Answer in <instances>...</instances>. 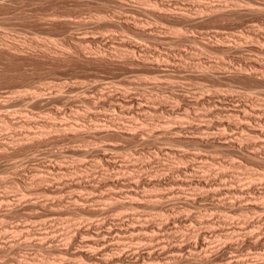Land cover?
<instances>
[{
    "label": "rangeland",
    "instance_id": "obj_1",
    "mask_svg": "<svg viewBox=\"0 0 264 264\" xmlns=\"http://www.w3.org/2000/svg\"><path fill=\"white\" fill-rule=\"evenodd\" d=\"M2 102L0 264H202L208 252L203 264H264V0H0ZM230 185L253 186L262 210L245 207L251 194L238 206ZM128 187L143 205L117 202ZM141 218L148 232L133 236ZM206 229L208 248L190 251Z\"/></svg>",
    "mask_w": 264,
    "mask_h": 264
},
{
    "label": "bare ground",
    "instance_id": "obj_2",
    "mask_svg": "<svg viewBox=\"0 0 264 264\" xmlns=\"http://www.w3.org/2000/svg\"><path fill=\"white\" fill-rule=\"evenodd\" d=\"M257 5H259V4H257ZM160 6H161V5H160ZM167 6H168V5H167ZM213 6H214V5H213ZM164 7H165V5H164ZM210 7H211V6H210ZM219 7H220V6H219ZM219 7H216V8L214 9V13L217 14V17H220V15L218 16V13L221 14V10H222V9H220ZM169 8H170V7H169ZM250 8H251V7H250ZM161 9H162V6H161ZM161 9H160V10H161ZM164 9H166V8H164ZM224 9H225V8H224ZM235 9H236V8H235ZM253 9H254V8H253ZM257 9L259 10V8H257ZM260 9H261V7H260ZM250 10H251V9H250ZM261 10H262V9H261ZM166 11H167V10H166ZM166 11H165V12H166ZM170 11H171V10H170ZM223 11H224V10H223ZM223 11H222V13H224ZM227 11H229V10H227ZM168 12H169V11H168ZM254 12H256V11H254ZM257 12H258V11H257ZM261 12H262V11H261ZM171 13H172V12H171ZM185 13H186V12H185ZM229 13H231V12L229 11ZM233 13H234V12H233ZM160 14H161V13H160ZM181 14H182V13H181ZM181 14H180V15H181ZM183 14H184V13H183ZM169 15H170V14H169ZM211 15H212V12H211ZM221 15H222V14H221ZM104 16H106V15H104ZM167 16H168V14H167ZM184 16H185V15H184ZM184 16H183V18H184ZM209 16H210V15H209ZM214 16H215V15H214ZM168 17H169V16H168ZM211 17H212V16H211ZM102 18H103V16H102ZM124 18H125V16H124ZM170 18H171V17H170ZM164 19H165V18H164ZM175 19H177V18H175ZM175 19L172 18V20H175ZM181 19H182V17H181ZM184 19H185V18H184ZM125 20H126V19H125ZM189 20L191 21V18H190ZM192 20H193V19H192ZM121 21H122V20H121ZM123 21H124V19H123ZM170 21H171V20H170ZM175 21H176V20H175ZM190 21H189V22H190ZM185 22H186V21H185ZM138 27H139V26H138ZM139 28H140V27H139ZM143 29H144V28H143ZM143 32H144V31H143ZM147 32H148V31H147ZM149 32H150V31H149ZM177 32H178V31H177ZM179 32H181V31L179 30ZM179 32H178V35H179ZM151 33H153V32L151 31ZM156 33H157V32H156ZM182 33H183V32H182ZM182 33H181V34H182ZM151 35H152V34H151ZM155 35H156V34H155ZM176 35H177V34H176ZM158 36H159V35H158ZM154 38H155V37H154ZM130 43H131V42H130ZM131 44H132V43H131ZM131 44H130V45H131ZM115 45H116V44H115ZM120 45H121V43H120ZM124 45H125V44H124ZM126 45H127V44H126ZM128 45H129V44H128ZM128 45H127V47H128ZM133 47H134V46H133ZM138 47H139V46H138ZM131 48H132V47H131ZM231 48H232V47H231ZM129 49H130V48H129ZM132 50H134V49H132ZM136 50H138V49H136ZM134 51H135V50H134ZM262 51H263V50H262ZM128 53H129V52H128ZM132 54H133V52H132ZM132 54H128V56H129V55H132ZM134 55H135V54H134ZM130 59H131V58H130ZM235 73H236V72H235ZM242 73H243V72H242ZM245 73H246V72H245ZM237 74H238V73H237ZM30 93H31V92H29V94H30ZM36 93H37V92H36ZM38 93H39V91H38ZM33 94H34V92H33ZM21 95H22V94H21ZM23 95H24V94H23ZM31 95H32V93H31ZM31 95H30V96H31ZM38 95H39V94H38ZM57 95H58V94H57ZM217 95H218V94H217ZM35 96H36V95H35ZM39 96H40V95H39ZM51 96H52V95H51ZM51 96H50V97H51ZM110 96H111V95H110ZM113 96H114V95H113ZM113 96H111V97H113ZM21 97H24V96H21ZM32 97H33V96H31V99H32ZM48 97H49V96H48ZM52 97H56V96L53 95ZM61 97H62V96H61ZM61 97H60V98H61ZM115 97H116V96H115ZM25 98H28V95H27V97L25 96ZM36 98H37V97H36ZM56 98H57V97H56ZM56 98H55V100H56ZM31 99L28 98L29 101H30ZM38 99H39V98H38ZM38 99H37V100H38ZM40 99H41V97H40ZM40 99H39V100H40ZM53 99H54V98H53ZM126 99H127V98H126ZM128 99H129V98H128ZM24 100H25V99H23V101H24ZM26 100H27V99H26ZM33 100H35V99L33 98ZM37 100H36V101H37ZM89 100H90V99H89ZM106 100H107V99H106ZM119 100H120V99H119ZM122 100H123V99H122ZM20 101H22V99H21ZM20 101H19V102H20ZM31 101H32V100H31ZM50 101H51V98H50ZM50 101H49V102H50ZM99 101H100V100H99ZM111 101H112V99H111ZM132 101H133V100H132ZM8 102H9V101H8ZM73 102H75V101H73ZM97 102H98V101H97ZM104 102L106 103L107 101H104ZM108 102H109V103H108ZM108 102H107L108 104H107V103H106V104H107L108 106H110L109 108H111V109L113 108L114 110H116V109L118 110L121 106H123V104H122L121 102H119V103H117V101H116V102H110V100H109ZM123 102H124V101H123ZM129 102H130V101H129ZM135 102H136V101H135ZM135 102H134V103H135ZM31 103H32V105L34 104L33 101H32ZM39 103H42L41 100H40ZM43 103H44V102H43ZM95 103H96V102H95ZM98 103H99V102H98ZM105 103H104V104H105ZM132 103H133V102H132ZM0 104H3V107H4V106H7V104H6V103L4 104L3 102L0 103ZM11 104H13V103H11ZM36 104H37V102H36ZM48 104H49V103H48ZM92 104H93V103H92ZM102 104H103V103H102ZM104 104H103V105H104ZM8 105H9V104H8ZM124 105H126V104L124 103ZM127 105H128V104H127ZM138 105H140V103H139ZM1 106H2V105H1ZM1 106H0V107H1ZM9 106H10V105H9ZM14 106H15V105H14ZM61 106H62V105H61ZM108 106H107V107H108ZM132 106H133V105H132ZM142 106H143V105H142ZM3 107H2V108H3ZM53 107H54V106H53ZM58 107H59V106H58ZM107 107H106V108H107ZM126 107H127V106H126ZM129 107H130V106H129ZM7 108H8V107H7ZM9 108H10V107H9ZM9 108H8V109H9ZM11 108H12V105H11ZM77 108H78V107H77ZM77 108H76V109H77ZM134 108H135V107H134ZM134 108H133V109H134ZM8 109H5V111L8 110ZM25 109H27V108H25ZM25 109H24V110H25ZM30 109H31V108H30ZM107 109H108V108H107ZM113 109H112V110H113ZM120 109H122V108H120ZM123 109H124V108H123ZM123 109L121 110L122 113L125 112ZM139 109H140V107H139ZM154 109H155V107H154ZM154 109H153V110H154ZM156 109H157V108H156ZM232 109H233V108H232ZM232 109H231V110H232ZM3 110H4V109H3ZM12 110H13V109H12ZM31 110H32V109H31ZM56 110H57V108H56ZM77 110H80V109H77ZM8 111H9V110H8ZM8 111H7V112H8ZM63 111H64V109H63ZM80 111H81V110H80ZM80 111H78V112H80ZM236 111H239V110L236 109ZM13 112H14V111H13ZM24 112H25V111H24ZM30 112H31V111H30ZM32 112H34V111H32ZM78 112H77L76 114H78ZM121 112H120V113H121ZM128 112H129V110H128ZM133 112H134V111H133ZM233 112H234V110H233ZM8 113H9V112H8ZM27 113H28V111H27ZM52 113H53V112H52ZM61 113H63V112H61ZM72 113H73V111H72ZM108 113H109V112H108ZM131 113H132V112H131ZM136 113H139V112H136ZM227 113H228V112H227ZM23 114H24V113H23ZM25 114H26V113H25ZM25 114H24V117H25ZM76 114H75V115H76ZM94 114H95V113H94ZM111 114H112V113H111ZM151 114H152V113H151ZM5 115H6V114H5ZM20 115H21V114H20ZM27 115H28V114H27ZM29 115H32V114L29 113ZM34 115H35V114H34ZM34 115H32V116H34ZM50 115H51V114H49V117H50ZM55 115H56V114H55ZM62 115H63V114H62ZM62 115H61V116H62ZM67 115H68V114H67ZM79 115H80V114H79ZM87 115H88V113H87ZM87 115H86V116H87ZM89 115H90V114H89ZM109 115H110V114H109ZM120 115H121V114H120ZM230 115H231V114H230ZM3 116H4V115H3ZM7 116H8V115H7ZM13 116H14V115H13ZM43 116H46V117H47L48 115H43ZM64 116H65V114H64ZM64 116H63V117H64ZM92 116H93V115H92ZM95 116H96V115H95ZM101 116H102V115H101ZM106 116H107V115H106ZM113 116H114V115H113ZM118 116H119V115H118ZM126 116H127V115H126ZM133 116H134V115H133ZM149 116H150V115H149ZM0 117H2V115H0ZM5 117H6V116H5ZM9 117H10V115H9ZM30 117H31V116H30ZM46 117H45V118H46ZM49 117H47V118H49ZM63 117H62V118H63ZM70 117H71V115L69 116V118H70ZM96 117H97V116H96ZM99 117H100V116H99ZM102 117H103V116H102ZM109 117H111V116H109ZM109 117H108V118H109ZM127 117H128V116H127ZM129 117H130V116H129ZM135 117H136V116H134V118H135ZM22 118H23V117H22ZM27 118H29V116H28ZM42 118H43V117H42ZM47 118H46V119H47ZM65 118H66V117H65ZM69 118H68L67 120H69ZM79 118H81V117H79ZM93 118H94V117H93ZM93 118H92V119H93ZM118 118H119V117H118ZM131 118H132V117H131ZM3 119H4V118H3ZM7 119H9V118L6 117L5 120H7ZM10 119H11V118H10ZM16 119H17V118H16ZM24 119H25L24 122H23V123H25L24 125H26V124H28V125L32 124V125H33V123H34V121H35V120H34V121L32 120L33 118H31V119H30V118H29V119L24 118ZM39 119H41V118H39ZM53 119H54V117H53ZM92 119H91V120H92ZM102 119H104V118H102ZM112 119H113V118H112ZM112 119H111V120H112ZM127 119H128V118H127ZM135 119H136V118H135ZM0 120H1V119H0ZM12 120H14V119H12ZM12 120H11V121H12ZM43 120H44V119H43ZM61 120H62V119H61ZM67 120H65V121H67ZM14 121H15V120H14ZM52 121H53V120H52ZM63 121H64V119H63ZM69 121H70V120H69ZM74 121H75V120H74ZM79 121H80V120H79ZM94 121H95V120H94ZM97 121H98V120H97ZM100 121H101V120H100ZM100 121H99V122H100ZM103 121H104V120H103ZM103 121H102L101 123H103ZM106 121H108V120H106ZM130 121H131V120H130ZM130 121H129V122H130ZM133 121H135V120H133ZM147 121H148V120H147ZM2 122H3V121H2ZM15 122H17V121H15ZM44 122H45V120H44ZM46 122H48V121L46 120ZM108 122H110V120H109ZM112 122H114V121H112ZM149 122H150V120H149ZM7 123H8V121H7ZM7 123H6V124H7ZM11 123H13V121H12ZM35 123H36V121H35ZM40 123H41V122H40ZM53 123H54V122H53ZM73 123H74V122H73ZM77 123H78V122H77ZM77 123H76V124H77ZM91 123H92V122H91ZM94 123L96 124V123H98V122H94ZM101 123H99V124L101 125ZM104 123H105V122H104ZM167 123H168V122H167ZM167 123H166V124H167ZM8 124H9V123H8ZM54 124H55V123H54ZM54 124H53V125H54ZM58 124H59V123H58ZM58 124H57V125H58ZM63 124H64V123H63ZM63 124H62V125H63ZM67 124H69V123H67ZM67 124H66V125H67ZM106 124H108V123H106ZM106 124H105V125H106ZM153 124H154V123H153ZM163 124H164V122H163ZM166 124H165V125H166ZM2 125H5V124H1V126H2ZM13 125H14V124H13ZM15 125H16V124H15ZM15 125H14V126H15ZM21 125H22V124H21ZM24 125H22V126H24ZM45 125L50 126V125H52V124H47V123H45ZM60 125H61V124H60ZM69 125H71V124H69ZM80 125H81V124H80ZM97 125H98V124H97ZM132 125H133V124H132ZM145 125H146V124H145ZM149 125H150V124H149ZM5 126H6V125H5ZM7 126H8V125H7ZM10 126H11V124H10ZM42 126L44 127V125H42ZM55 126H56V125H55ZM55 126H54V127H55ZM63 126H64V125H63ZM63 126H61V127L63 128ZM75 126H76V125H75ZM101 126H102V125H101ZM103 126H104V124H103ZM163 126H164V125H163ZM163 126H162V127H163ZM31 127H32V126H31ZM37 127H39V126L37 125ZM58 127H59V126H58ZM61 127H60V128H61ZM65 127H66V126H65ZM3 128H4V127H3ZM26 128H27V127H26ZM29 128H30V127H28L27 129H29ZM56 128H57V127H56ZM68 128H71V127L69 126ZM75 128H77V127H75ZM27 129H25V130H27ZM30 129H31V128H30ZM41 129H42V128H41ZM51 129H52V128H51ZM63 129H64V128H63ZM71 129H73V128H71ZM77 129H78V128H77ZM77 129H76V130H77ZM31 130H32V129H31ZM39 130H40V129H39ZM39 130H37V131H39ZM42 130L44 131V128H43ZM42 130H41V131H42ZM53 130H55V129H53ZM56 130H57V129H56ZM179 130H180V129H179ZM179 130H177V131H179ZM34 131H35V130H34ZM46 131H47V130H46ZM172 131H173V130H172ZM174 131H175V129H174ZM77 132H78V131H77ZM135 132H136V131H135ZM165 132H166V131H165ZM20 133H21V132H20ZM29 133H30V131H29ZM43 133H44V132H43ZM78 133H79V132H78ZM131 133H132V132H131ZM155 133H156V132H155ZM155 133L152 134V135H155ZM166 133H167V132H166ZM24 134H25V133H24ZM37 134H38V133H37ZM39 134H41V133H39ZM39 134H38V135H39ZM75 134H76V133H75ZM136 134H137V133H136ZM163 134L165 135V133H163ZM175 134H176V133H175ZM31 135H32V134L30 133V136H31ZM38 135H37V136H38ZM41 135H42V134H41ZM167 135H168V134H167ZM34 136H35V135H34ZM34 136L32 135V138H33ZM78 136H79V135H78ZM160 136H161V135H160ZM226 136H227V135H226ZM132 137H133V136H132ZM23 138H24V137H23ZM32 138H30V140H31ZM147 138H148V137H147ZM33 139H34V138H33ZM36 139H37V138H36ZM236 141H237V140H236ZM110 144H111V143H110ZM254 144H255V143H254ZM5 145H7V144L5 143ZM260 145H261V144H260ZM105 146H106V144H105ZM107 146H108V145H107ZM112 146H113V145H112ZM240 146H241V145H240ZM254 146H255V145H254ZM101 147H102V146H101ZM102 148H104V147H102ZM115 148H116V147H115ZM242 148H243V147H242ZM85 149H86V148H85ZM85 149H84V150H85ZM100 149H101V148H100ZM104 149H106V148H104ZM240 149H241V148H240ZM257 149L259 150V148H257ZM96 150H97V149H96ZM96 150H95V151H96ZM118 150H119V148H118ZM82 151H83V150H82ZM82 151H81V152H82ZM116 151H117V149H116ZM169 151H170V150H169ZM256 151H257V150H256ZM87 152H88V151H86V153H87ZM259 152H260V151H259ZM82 153H85V151L82 152ZM99 153H100V152H99ZM101 153H102V157H103V155H104V153H105V150H104V153H103L102 151H101ZM106 153H107V151H106ZM126 153H127V152H126ZM250 154H251V153H250ZM252 154H253V153H252ZM97 155H98V154H97ZM105 155H106V154H105ZM110 155H111V154H110ZM142 155H144V153H143ZM248 155H249V154H248ZM254 155H255V152H254ZM256 155H257V154H256ZM108 156H109V155H108ZM140 156H141V155H140ZM260 156H261V155H260ZM99 157H101V156H99ZM127 157H129L128 154H127ZM94 158H95V157H94ZM97 158H98V157H96V159H97ZM104 158H107V157L104 156ZM111 158H113V157H111ZM252 158H253V157H252ZM257 158H258V157H257ZM102 159H103V158H102ZM102 159H101V160H102ZM109 159H110V158H108V161H109ZM110 160H111V159H110ZM258 160H259V159H258ZM262 160H263V159H262ZM96 161H97V160H96ZM16 162H17V161H16ZM97 162H98V161H97ZM124 163H125V162H124ZM128 163H129V162H128ZM15 164H16V163H15ZM21 164H22V163H21ZM125 164H126V163H125ZM137 164H138V163H137ZM232 164H233V163H232ZM11 165H13V164H11ZM16 165H19V164L17 163ZM107 165H108V164H107ZM140 165H141V164H140ZM239 165H240V164H239ZM45 166H46V165H45ZM49 166H50V165H49ZM11 167H12V166H11ZM33 167H34V166H33ZM35 167H38V166H35ZM53 167H54V166H53ZM84 167H86V166H84ZM111 167H112V166H111ZM124 167H125V166H124ZM140 167H142V166H140ZM143 167H144V166H143ZM189 167H190V166H189ZM191 167H193V166H191ZM66 168H67V167H66ZM76 168H77V167H76ZM82 168H83V167H82ZM125 168H126V167H125ZM193 168H194V167H193ZM40 169H42V168H40ZM68 169H69V168H68ZM74 169H75V168H74ZM74 169H73V171H74L73 173H75V170H76V169H75V170H74ZM108 169H109V168H108ZM127 169H128V166H127ZM129 169H130V167H129ZM189 169H190V168H189ZM38 170H39V169H38ZM44 170H46V169H44ZM47 170H50V168H49V169L47 168ZM59 170H60V169H59ZM131 170L134 171V170H136V169H130L129 171H131ZM56 171H57V170H56ZM60 171H61V170H60ZM70 171H71V169H70ZM76 171H78V170H76ZM118 171H119V170H118ZM139 171H141V168H140ZM47 172H48V171H47ZM50 172H51V171H50ZM61 172H62V171H61ZM61 172H60V173H61ZM66 172H67V171H66ZM103 172H104V171H103ZM105 172H106V171H105ZM44 173H45V172H44ZM77 173H78V172H77ZM123 173H124V172H123ZM129 173H130V175H133L135 172L133 173V172L131 171V172H129ZM131 173H133V174H131ZM42 174H43V173H42ZM47 174H48V173H47ZM54 174H55V173H54ZM54 174H53V175H54ZM69 174H70V173H69ZM105 174H106V173H105ZM136 174H137V170H136ZM140 174H141V172H140ZM140 174H139V175H140ZM262 174H263V173H262ZM44 175L46 176V173H45ZM49 175H50V174H49ZM51 175H52V174H51ZM51 175H50V176H51ZM106 175H107V174H106ZM249 175H250V174H249ZM33 176H34V175H33ZM81 176H82V174H81ZM107 176H108V175H107ZM107 176H106V177H107ZM109 176H110V175H109ZM109 176H108L107 178H109ZM127 176H128V175H127ZM134 176H135V174H134ZM27 177H28V176H27ZM31 177H32V176H31ZM31 177H30V178H31ZM46 177H48V176H46ZM54 177H55V175H54ZM112 177H113V176H112ZM125 177H126V176H125ZM0 178H3V177H0ZM52 178H53V176L51 177V179H52ZM56 178H60V177H56ZM56 178H55V179H56ZM104 178H105V177H104ZM258 178H259V177H258ZM126 179H127V177H126ZM126 179H124V180H126ZM130 179H131V178H130ZM133 179H134V178H133ZM1 180H2V179H1ZM3 180H4V179H3ZM23 180H26V179H23ZM33 180H35V179H33ZM33 180H32V181H33ZM56 180H57V179H56ZM134 180H135V179H134ZM15 181H17V180H15ZM36 181H37V180H36ZM38 181H39V180H38ZM42 181H43V180H42ZM105 181H106V180H105ZM105 181H104V183H105ZM108 181H109V180H108ZM111 181H113V180L111 179ZM111 181H110V182H107V183L109 184V183H111ZM120 181H122V180H120ZM24 182H26V181H24ZM24 182H23V183H24ZM49 182H51V181H49ZM53 182H55V181H53ZM72 182H76V180H75V181H72ZM129 182H130V181H129ZM18 183H19V182H18ZM31 183H32V182H31ZM76 183H77V182H76ZM90 183H92V182H90ZM251 183H253V181H252ZM21 184H22V183H21ZM39 184H40V183H39ZM50 184H52V182H51ZM50 184H49V185H50ZM61 184H62V183H61ZM61 184H60V185H61ZM78 184H79V182H78ZM81 184H83V183H81ZM95 184H96V183H94V185H95ZM111 184H113L114 186H115V185L117 186V185L119 184V181L115 182V180H114V182L111 183ZM111 184H110V185H111ZM120 184H122V190H123V189H124V188H123L124 185H123V183H120ZM127 184H128V182H127ZM5 185H6V184H5ZM23 185H24V184H23ZM25 185H26V183H25ZM47 185H48V184H47ZM60 185H59V186H60ZM88 185H89V184H88ZM96 185H97V184H96ZM106 185H107V184H106ZM125 185H126V184H125ZM28 186H30V185H28ZM43 186H45V185H43ZM61 186H62V185H61ZM91 186H93V185H91ZM129 186H132V184H129ZM133 186H134V185H133ZM135 186H136V185H135ZM230 186H231V187L234 186V187H236V188H229V189H227V192H229V193H227V194H230V193H231V196H230V197H232V194H233V195L238 194V196H240L239 198H238V196H237V199H239V200L241 201V203L239 202V205L237 204L238 206H242V205H243L242 202L245 201L244 199H243L244 201L242 200V197L245 196V195H250V194L252 195V193L249 194V193H247V192H249L250 189H251V190H252V189H255L252 185H251V186H252L253 188H252V187L250 188V185H249V188H248V189H247L248 186L246 187L247 190H246L245 188H240L241 186H239V187H238V186H235V185H230ZM93 187H94V186H93ZM99 187H101V186H99ZM54 188H56L55 185H54ZM86 188H87V187H86ZM129 188H130V187H128V189H129ZM131 188H132V187H131ZM131 188H130L129 190L126 189L127 191L125 190L127 196L130 197V199L126 198L127 200H125V201L122 199L123 201H117V202H120L122 205H125V206H127V205H128V206H135L134 203H133V201L135 202V201L137 200L136 197L140 196V194L143 195V193H141V192L139 193V191L136 190V189H138L137 186H136V189H134V187H133L132 189H131ZM38 189H39V188H38ZM48 189H49V188H48ZM52 189H53V188H52ZM52 189H50V190H52ZM60 189H62V188L60 187ZM88 189H89V188H88ZM91 189H92V188H91ZM112 189H114V188L112 187ZM112 189H111V190H112ZM116 189H117V188H116ZM116 189H114L115 191L112 190V191H114L115 193L111 191V193H109V196H107V198L110 197V198H115V200H118L119 198H117L118 196H117V193H116ZM119 189H121V188H119ZM217 189H218V188H217ZM28 190H29V189H28ZM34 190H35V189H34ZM46 190H47V189H46ZM46 190H45V191H46ZM50 190H49V192H50ZM53 190H54V189H53ZM89 190H90V189H89ZM138 190H139V189H138ZM251 190H250V191H251ZM255 190H256V189H255ZM255 190H254V191H255ZM258 190H259V189H258ZM29 191H30V190H29ZM42 191H43V190H42ZM56 191H57V190H56ZM59 191H61V190H58V192H59ZM94 191H95V190H94ZM146 191H147V190H146ZM212 191H213V190H212ZM0 192H1V191H0ZM15 192H17V191H15ZM19 192H21V191H19ZM26 192H27V194H28L27 189L25 190V193H26ZM32 192H33V191H32ZM47 192H48V191H47ZM47 192H46V193H47ZM52 192H53V191H52ZM58 192H57V195L55 194L56 196L59 195ZM149 192H150V191H149ZM214 192H215V190H214ZM223 192H224V190H223ZM258 192H259V191H258ZM1 193H2V192H1ZM3 193H4V192H3ZM23 193H24V192H23ZM25 193H24V194H25ZM53 193H55V192H53ZM122 193L125 194L124 191H122ZM245 193H246V194H245ZM7 194H8V193H7ZM7 194H0V204H2L1 202H5V203L9 202V204H10V206H11V203H10V202H11V200H10V196H11V195L8 196ZM60 194H61V193H60ZM101 194H102V193H101ZM101 194H100V195H101ZM126 194H125V195H126ZM144 194H145V196L147 195L145 192H144ZM207 194H208V193H207ZM212 194H214V193H212ZM217 194H218V193H217ZM219 194H221V193H219ZM243 194H244V195H243ZM254 194H256V193H254ZM258 194H259V193H258ZM79 195H80V194H79ZM119 195L122 196L121 193H120ZM152 195H155V194H152ZM158 195H159V194H158ZM161 195H162V194H161ZM241 195H242V196H241ZM260 195H261V194H259L258 197H261ZM22 196H23V194H22ZM22 196L20 195V197H22ZM80 196H81V195H80ZM80 196H79V197H80ZM98 196H99V195H98ZM143 196H144V195H143ZM143 196H142V197H143ZM155 196H156V195H155ZM215 196H216V195H215ZM252 196H254V195H252ZM29 197H31V196H29ZM29 197H28V198H29ZM60 197H61V196H60ZM62 197H63V195H62ZM79 197H78V198H79ZM84 197H86V196H84ZM89 197H90V196H89ZM99 197H100V196H99ZM142 197H141V198L138 197V202H139V200L141 199L139 203L142 202ZM148 197H149V196H148ZM150 197H153V196H150ZM150 197H149V198H150ZM157 197H158V196H157ZM159 197H161V196H159ZM187 197H188V196H187ZM187 197H186V198H187ZM245 197H246V196H245ZM258 197H257V195H256V198H257V199H258ZM55 198H56V197H55ZM78 198H77V199H78ZM103 198H104V197H103ZM103 198H102V199H103ZM116 198H117V199H116ZM131 198H132V200H133V199H136V200L131 201ZM144 198H145V197H144ZM149 198H148V200L150 201ZM153 198H154V197H153ZM191 198H192V197H191ZM243 198H244V197H243ZM246 198H247V197H246ZM249 198H250V197H249ZM249 198H247L246 200L248 201ZM263 198H264V197H263ZM15 199H17V198H15ZM23 199H26V198H23ZM33 199H35V198H33ZM37 199H38V198H37ZM39 199H40V198H39ZM56 199H57V198H56ZM61 199H62V198H61ZM74 199H75V198H74ZM87 199H88V198H87ZM96 199H97V198H96ZM145 199H146V198H145ZM145 199H144V200H145ZM154 199H156V198H154ZM193 199H194V198H193ZM231 199H232V198H231ZM252 199H253V197L251 198L250 201L253 202V203H252L253 205H246L245 207L248 208V207L250 206L251 208H254V209H256V208H258V209L260 208V209H261L262 206L260 207V205H259L260 203H259L258 205L254 204L255 201L257 200V199H255V196H254V200H252ZM18 200H19V199H18ZM18 200H17V201H18ZM20 200H21V199H20ZM93 200H94V199H93ZM97 200H98V199H97ZM120 200H121V199H120ZM151 200H152V199H151ZM15 201H16V200H15ZM58 201H59V200H58ZM103 201H105V200H103ZM145 201H146V200H145ZM250 201H248V202H250ZM22 202H24V201H21V203H22ZM26 202H27V201H26ZM29 202L31 203L30 205H37V204L39 203L37 200H30ZM43 202H44V200H43ZM136 202H137V201H136ZM138 202H137V203H138ZM146 202H148V201H146ZM152 202H153V201H152ZM248 202H247V203H248ZM5 203H3V204H5ZM21 203H20V204H21ZM41 203H42V202H41ZM112 203H113V202H112ZM148 203H149V202H148ZM250 203H251V202H250ZM22 204H23V203H22ZM135 204H136V203H135ZM141 204H142V203H141ZM156 204H157V203H156ZM240 204H241V205H240ZM248 204H249V203H248ZM261 204H262V203H261ZM30 205H29V206H30ZM41 205H42V204H41ZM139 205H140V204H139ZM142 205H143V204H142ZM146 205H149V204L146 203ZM161 205H162V204H161ZM244 205H245V204H244ZM1 206H2V205H1ZM10 206H9V207H10ZM18 206H19V205H18ZM46 206H47V205H46ZM119 206H121V205H119ZM140 206H141V205H140ZM140 206L137 205L138 208H139ZM149 206H150V205H149ZM152 206H153V205H152ZM156 206H157V205H156ZM226 206H227V205H226ZM254 206H255V207H254ZM4 207H5V206H4ZM31 207H32V206H31ZM42 207H43V206H42ZM142 207H143V206H142ZM145 207H146V206H145ZM147 207H148V206H147ZM150 207H151V206H150ZM150 207H149V208H150ZM157 207H158V206H157ZM157 207H156V208H157ZM242 207H243V206H242ZM242 207H241V208H242ZM250 207H249V208H250ZM29 208H30V207H29ZM130 208H131V207H130ZM132 208H133V207H132ZM154 208H155V207H154ZM243 208H244V207H243ZM247 208H246L245 210H247ZM249 208H248V209H249ZM2 209H4V208H2ZM32 209H33V208H32ZM35 209H36V208H35ZM135 209H136V207H135ZM150 209H151V208H150ZM229 209H230V208H229ZM229 209H228V210H229ZM47 210H48V209H47ZM49 210H50V209H49ZM49 210H48V211H49ZM136 210H137V209H136ZM152 210H153V208H152ZM156 210H157V209H156ZM161 210H162V209H161ZM167 210H168V209H167ZM226 210H227V209H226ZM256 210H257V209H256ZM261 210H262V209H261ZM3 211H4V210H3ZM168 211H169V210H168ZM230 211H231V210H230ZM5 212H6V210H5ZM49 212H50V211H49ZM136 212H139V211H136ZM146 212H147V211H146ZM50 213H52V212H50ZM132 213H133V212H132ZM143 213H144V211H143ZM143 213H142V214H143ZM165 213H166V212H165ZM165 213H164V214H165ZM246 213H247V212H246ZM249 213H250V212H249ZM249 213H248V215H249ZM134 214H135V212H134ZM128 215H129V214H128ZM165 215H166V214H165ZM168 215H169V214H168ZM29 216H31V215L29 214ZM33 216H34V215H33ZM132 216H134V215H132ZM137 216H138V215H137ZM31 217H32V216H31ZM129 217H130V216H129ZM134 217H136V216H134ZM134 217H133V219H134ZM139 217H141V216L139 215ZM139 217H137V218H139ZM145 217H146V216H145ZM161 217H162V216H161ZM167 217H168V216H167ZM137 218H135V219H136V222L139 221ZM143 218H144V216H143ZM146 218H147V217H146ZM127 219H128V218H127ZM130 219H131V218H130ZM133 219H132V220H133ZM157 219H158V218H157ZM164 219H165V218H164ZM123 220H125V219H123ZM123 220H122V221H123ZM145 220H146V219H145ZM162 220H163V219H162ZM176 220H177V219H176ZM176 220H175V221H176ZM203 220H204V219H203ZM203 220H202V221H203ZM207 220H208V219H207ZM120 221H121V220H120ZM134 221H135V220L131 221L130 226H132V227L129 226V227H130V228H129V227L127 226V227L129 228L128 230L132 232V235H133V236H134L135 233H137V232L139 233L140 229L144 228V226H145V223L143 222L144 220L142 221V218L140 219V222H141V223H140L139 227H137V225H138L139 223H137V224H136V223H132V222H134ZM146 221H147V220H146ZM146 221H145V222H146ZM159 221H160V219H159ZM163 221H164V220H163ZM165 221H166V220H165ZM178 221H179V220H178ZM204 221H205V220H204ZM211 221H212V220H211ZM211 221H210V223H209V221H208V223H209L210 225H211ZM129 222H130V221H129ZM142 222H143L144 224H143ZM167 222H168V221H167ZM214 222H215V221H214ZM154 223H155V220H154ZM159 223H160V222H159ZM161 223H162V222H161ZM163 223H165V222H163ZM174 223H175V222H174ZM204 223L207 224V221H205ZM132 224H133L134 226H133ZM147 224H149V223L146 222V226H145L146 228L150 225V224H149V225L147 226ZM165 224H167V223H165ZM169 224H170V227H171V224H172V223H169ZM169 224H167V225H169ZM212 224H213V223H212ZM142 225H144V226H142ZM157 225H158V224H157ZM167 225H166V226H167ZM151 226H152V225H151ZM161 226H162V227H161ZM161 226H160L161 228H164L162 224H161ZM207 226H208V225H207ZM153 227H154V226H152V228H153ZM157 227H158V226H157ZM173 227H174V226H173ZM146 228L142 229L143 231L141 230L140 232H145V229H146ZM165 228H166V227H165ZM165 228H164V229H165ZM211 228H212V227H211ZM138 229H139V231H138ZM149 229H150V227H149ZM156 229H157V228H156ZM156 229H155V230L152 229V230L155 232ZM194 229H195V228H194ZM1 230H2V229H1ZM17 230H18V229H17ZM30 230H31V229H29V231H30ZM84 230H85V229H84ZM128 230L126 229V231H128ZM135 230H136V231H135ZM147 230H148V228H147ZM147 230H146V232H148ZM166 230H167V229H166ZM215 230H216V229H215ZM90 231H91V230H90ZM113 231H114V230H113ZM149 231H151V230H149ZM157 231H158V230H157ZM162 231H163V229H162ZM172 231H173V230H172ZM202 231H203V230H202ZM232 231H233V230H232ZM42 232H43V231H42ZM82 232H83V231H82ZM85 232H86V231H85ZM115 232H116V231H115ZM133 232H135V233H133ZM146 232H145V233H146ZM212 232L214 233V230H212V229H211V230H208V231H207V229H206L204 232H201V233H200V236H203V237H201V238H203V239H202V240L200 239L201 241H200V242L198 241V244H197V245H196L195 242H194V243H191V241H190V242L187 244L189 250H190V249L193 250V249H195V248H196V249H199V248H200L201 250H202V248L205 249V247H207V244H208L207 242H208V240H209V239H208V240L205 239V237H208V236H207L208 234L211 235ZM220 232H221V231H220ZM234 232H235V231H234ZM236 232H237V230H236ZM29 233H30V232H29ZM31 233H32V232H31ZM40 233H41V232H40ZM128 233H129V232H128ZM138 233H137V234H138ZM150 233H151V232H150ZM160 233H162V232L160 231ZM163 233H164V232H163ZM163 233H162V235H163ZM169 233H170V232H169ZM229 233H230V232H229ZM129 234H130V233H129ZM148 234H149V233H148ZM151 234H152V233H151ZM42 235H43V234H42ZM42 235H41V237H42ZM144 235H145V234H144ZM158 235H159V232H158ZM230 235H232V234H230ZM43 236H44V235H43ZM45 236H47V235H45ZM165 236H166V235H165ZM165 236H164V237H165ZM142 237H143V236H142ZM155 237H156V236H155ZM164 237L161 236V238H164ZM209 237H210V236H209ZM255 237H256V236H255ZM138 238H139V237H138ZM143 238H144V237H143ZM146 238H147V237H146ZM146 238H145V239H146ZM158 238H159V237H158ZM161 238L159 239V240H160V245H161V246L163 245L161 248H162L163 250L166 251V250L168 249L167 246L170 244L169 241H168L169 244L166 243V241L169 239V237L167 236V237L164 238V240H165L166 238H168V239L165 241V244H164V240H162ZM199 238H200V237H199V235H198V239H199ZM140 239H141V238H140ZM153 239H155V238H153ZM204 239H205V240H204ZM156 240L158 241V239H156ZM156 240H155V241H156ZM170 240H172V239H170ZM206 240H207V242H206ZM92 241H93V240H92ZM151 241H154V240H151ZM151 241H149V242H150V244H149L150 246H151V244L154 245V244H153L154 242L151 243ZM89 242H90V241H89ZM93 242H95V241H93ZM158 242H159V241H158ZM158 242H155V243H158ZM170 242H171V241H170ZM196 242H197V241H196ZM146 243H147V242H146ZM171 243H172V242H171ZM209 243H210V242H209ZM87 244H88V243H87ZM90 244H91V243H90ZM166 244H167V245H166ZM160 245H159V243H158V245L156 244L155 247L160 246ZM164 245H166V246H165L166 249H164V248H165ZM170 245H171V244H170ZM180 245H183V244H180ZM180 245H173V246H171V247L169 248V252H170V254L172 255V253H177V252L180 253V251H182V250L184 251V246H185V245H184L183 247L180 246ZM147 246H148V245H147ZM187 246H185V248H187ZM2 247H3V246H2ZM153 247H154V246H153ZM155 247H154L153 250H151L152 246H151L150 249H149V247H147L149 250H148V251L146 250L147 253L145 254V256H146V255L152 256V255H153V251H155ZM198 247H199V248H198ZM131 248H132V247H131ZM144 248H146V244H145V247H144ZM161 248H160V249H161ZM207 248H208V247H207ZM201 250H200V251H201ZM165 251H163L164 254H166ZM190 251H191V250H190ZM195 251L197 252V250H195ZM202 251H203V250H202ZM204 251H205V250H204ZM193 252H194V251H193ZM185 253H186V252H185ZM206 253H207V252H206ZM208 253H209V252H208ZM208 253H207V254H208ZM162 254H163V253H162ZM170 254H169V255H170ZM181 254H182V252H181ZM191 254H193V253H191ZM207 254H205V255H204V254H203V255L201 254V255H200V253H198V255L202 256V257L199 256V258H200L203 262H207V261H208L209 258H208V256H207ZM209 254H210V253H209ZM154 255H155V254H154ZM160 255H161V254H160ZM198 255H197V256H198ZM118 256H119V255H118ZM122 256H123V255H122ZM167 256H168V255H167ZM172 256H173V255H172ZM146 257H148V256H146ZM152 257H153V256H152ZM156 257H157V256H156ZM191 257H192V256H191ZM122 258H123V257L120 256L119 260H123V259H124V258H123V259H122ZM148 258H150V257H148ZM195 258H196V257H195ZM117 259H118V257H117ZM151 259L154 260V257L151 258ZM210 259H211V258H210ZM210 259H209V261H210ZM0 261H4V260H1V259H0ZM6 261H8V260H5V262H6ZM117 261H118V260H117ZM157 261H158V259H157ZM196 261H197V260H196ZM209 261H208V262H209ZM197 262H199V261H197ZM203 262H202V264H203ZM244 262H245V261H244ZM244 262H242V263H240V264H245ZM6 263H7V262H6ZM107 263H108V262H107ZM149 263H150V262H149ZM154 263H157V262L154 261ZM174 263H176V262H174ZM200 263H201V262H200ZM228 263H229V262H228ZM3 264H4V263H3ZM9 264H10V263H9ZM157 264H158V263H157ZM236 264H237V263H236ZM246 264H247V262H246Z\"/></svg>",
    "mask_w": 264,
    "mask_h": 264
}]
</instances>
